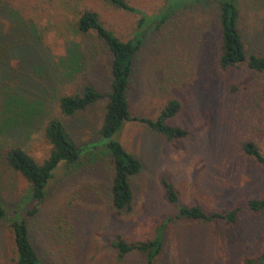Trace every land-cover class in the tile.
I'll return each mask as SVG.
<instances>
[{
    "label": "rangeland",
    "instance_id": "obj_1",
    "mask_svg": "<svg viewBox=\"0 0 264 264\" xmlns=\"http://www.w3.org/2000/svg\"><path fill=\"white\" fill-rule=\"evenodd\" d=\"M128 1L149 15L166 3ZM86 6L123 40L138 29L139 15L106 0H0V33L9 39L11 52L5 56L0 49V199L10 213L0 221V264H15L10 222L23 215L46 264H145L139 253L119 259L110 241L117 235L152 239L162 226L164 251L154 264H250L264 251V211L245 210L234 225L188 220L169 202L164 181L174 184L182 203H200L208 210L244 207L247 200L264 197V164L243 146L252 141L264 152V74L244 66L220 69L215 3L180 11L162 25L151 22L136 56L132 116L155 118L166 101L178 98L183 106L175 122L190 134L176 147L138 120L125 123L117 138L141 160L142 169L132 180L131 210L117 213L108 193L110 160L98 134L105 101L71 118L59 111L63 93L86 85L110 91V51L94 34L75 28ZM238 6L247 49L264 53V0H238ZM11 24L18 26L10 29ZM31 45L33 50L27 48ZM19 47L45 73L29 77V94L23 98L36 109L31 112L35 123L29 127L25 120L24 127L3 138L4 76L26 69L16 55ZM71 68L72 74L65 75ZM55 116L64 119L82 148L81 158L60 165L40 212L30 216V185L6 164L2 151L18 143L42 162L51 149L44 127ZM55 225L66 231L63 244L52 233Z\"/></svg>",
    "mask_w": 264,
    "mask_h": 264
},
{
    "label": "trees",
    "instance_id": "obj_2",
    "mask_svg": "<svg viewBox=\"0 0 264 264\" xmlns=\"http://www.w3.org/2000/svg\"><path fill=\"white\" fill-rule=\"evenodd\" d=\"M111 5L127 12L140 16L138 29L132 37L126 40L120 38L114 30L107 27L99 13L92 6L83 7L75 19V28L83 34H94L96 39L104 44L112 55L110 91L108 93L93 85H86L72 93H63L59 97V111L71 118L78 113L88 111L91 107L105 101L102 111V119L99 123L98 134L102 139L111 165V175L108 184V193L112 207L117 213L131 210L134 200L133 177L142 169L141 160L131 153L117 138L125 123L130 120H138L147 125L151 130L163 136L170 144L178 147L179 141L190 134V131L175 122L182 110V102L178 98L169 99L164 103L155 118L145 116H132L130 91L136 76V56L144 43L147 27L151 22L162 25L175 14L190 8L206 7L211 3L216 4L217 18L220 24L221 43L219 47L218 65L222 70H229L244 66L248 71L256 74H264V53L250 52L240 30V9L238 0H166L159 12L149 15L140 8L132 5L128 0H106ZM17 24H11L15 28ZM18 32H22L18 28ZM0 33V49L5 56H11L8 50L9 39ZM8 34V32L6 33ZM15 34H13L14 36ZM35 45L27 46L33 50ZM17 57L24 59L25 74L17 73L15 77L10 73L4 76L5 81L2 99V116L5 117L2 125V137L8 136L13 129L24 127L25 120L32 121L36 113L35 107L25 103L23 98L29 94L28 86L32 74L44 77L45 70H37V64L33 65L34 58L26 56L27 50H17ZM23 55V56H21ZM30 59L29 61H27ZM21 61V60H19ZM26 61V62H25ZM39 68V67H38ZM32 69V71H31ZM72 68L64 70L65 75L72 74ZM41 73V74H40ZM56 74V73H54ZM13 82L14 87L9 83ZM33 93V92H32ZM9 118V119H8ZM14 121L11 125V121ZM9 121V122H7ZM44 133L51 145L47 158L39 162L22 145L14 143L6 145L2 154L6 164L20 173L30 185L29 209L27 215L34 216L41 210V206L49 195V184L61 164H76L82 153V148L77 143L72 132L62 117H51L44 127ZM244 149L258 163L264 164V152L256 143L248 141L244 143ZM166 195L169 202L178 209L179 217L192 221L214 222L223 221L229 225L237 223L239 216L245 210L252 212L264 211V197L252 198L246 201L244 207L237 205L222 210H208L200 203L184 204L178 190L173 183L164 181ZM63 213H67L62 207ZM9 210L0 199V221L7 219ZM163 227L159 228L152 239L129 241L121 235L113 237L110 241L116 250L119 259H124L131 253L142 255L145 264H154L156 259L164 251ZM12 234L14 263L15 264H46L38 251L32 237V227L23 215L15 217L10 222ZM54 236L60 244L66 238V231L60 226H51ZM250 264H264V251L256 258L248 261Z\"/></svg>",
    "mask_w": 264,
    "mask_h": 264
}]
</instances>
